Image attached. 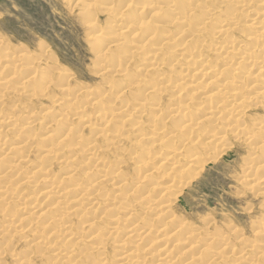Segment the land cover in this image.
Listing matches in <instances>:
<instances>
[{"label": "rangeland", "instance_id": "obj_1", "mask_svg": "<svg viewBox=\"0 0 264 264\" xmlns=\"http://www.w3.org/2000/svg\"><path fill=\"white\" fill-rule=\"evenodd\" d=\"M110 1L113 3V4L111 3L112 7L122 8L120 1L118 2V0L117 1L96 0V2L94 0H90V2H92L93 4L90 3L89 1H86L92 4L90 5L89 3H87L89 4L88 8H93L92 9L93 11L97 10V8L99 7V10L96 11L97 13L95 12V14L92 16L93 13L92 11H91L92 13L89 14L90 13L89 11L91 9L88 11L89 12L88 15H84L85 3L82 2V0H0V42H2L5 45V48L0 49V61H2L3 64L8 66V67H4L2 70L3 64L2 63L0 64V78H4L8 72H11L13 70L16 72L18 71L19 73V75L17 74L18 78L12 79V82H10L9 85L3 89V91H0V118L3 115L6 116L9 115L8 117H13V118H17L15 116H18V120L20 121L21 115H23L21 119H25L20 121L19 126L23 127L21 130H19V128H16L17 131L16 130L8 131L7 133L8 135H6V139L8 136L7 140L10 141L11 139V142H7L6 140L5 147L3 146V148H1L0 151V160L2 165H7V166L10 165L12 167L14 164L16 166L19 164L17 167H19V170L21 168L20 172L19 170H17V172L14 173L17 174V176L15 175L14 177V175H12L14 180L13 178H11L12 176L8 175L7 173L5 176L3 175L5 177V180L0 181V186L4 188L2 189L5 192L7 189L9 190V193L7 194L9 195V197L8 196L5 197L10 198L8 200L9 202L6 201L7 199L5 200V198L3 200L0 199V264H27L28 263V262L26 263L27 260L30 261L28 264H69V263L95 264V262L97 264H128L125 261L122 262L118 260L119 253L117 251L120 248H117V242L122 241L123 237L126 238L124 242H119V245L121 247L124 245L123 246L125 247L124 250H129L132 252L135 251L136 249V255H137V256L135 255L136 259L132 260L134 264H217V262L218 264H264V166L261 167L264 162V148L262 147L258 150H254L257 147L260 140L264 138V100H263L264 95H258L256 97V95L253 94L256 93L260 87L264 86V73H257L258 72L257 67H259V65L255 67L254 65L248 66L247 62H244L242 66H239V68L237 69L233 68L234 70H232V74L231 73L225 74L226 71H224L222 77H220L219 81L217 82L219 86L218 91H220V94L224 93L220 95L219 98H217V92H218L217 90L213 88L212 89L206 88L205 82L207 80L202 79L201 74L199 73L204 68V66H206L204 65L206 63L207 65L213 63L211 64V66H215V69L220 67V63H221L220 61L216 63L213 62L218 58L216 57L215 59V57H212L214 54L212 52L215 51L213 44L214 42L212 43L213 45L210 44V50L211 49L213 50V51L211 50L210 53L208 52V49L205 47L203 48L202 47L200 48V46L197 47L200 49L199 51H194V56H196L194 58L195 61H190V59H186V61L180 60L178 61V63H173V61H171L169 58H164L163 55H159L158 57V63H160L159 68L154 67L153 62L152 63H150L149 61H148L149 63L146 61L137 62L136 60H134L127 62V67L125 72H121L117 68L115 69L109 68L108 73L106 72L105 74L104 72H102L104 74H101L99 73L98 70L100 64H98L97 66L96 63L97 59L95 54L93 53V49L94 50L95 48L97 49L100 45L99 43H101L102 41L108 43L109 40H113V39H112V35L109 33H104L103 35L105 37L102 35V38H100L99 37L100 35L97 36V33L94 32V29L91 30L92 28L91 26H89V24L93 22V25H95L96 23L97 25L95 26H99L97 27L98 30H101L102 28L105 27L107 28L111 27L114 30L120 28L124 29L123 27H127L128 26L127 24H129L134 19V17L144 18V21L146 22V27L142 29L143 31L140 30L137 32L134 30V28L130 29V27L133 26L130 27L128 26L129 28L123 30L124 32L122 33L121 36V40H120L121 42L119 41L120 42L119 44L113 43L114 46L112 44L108 49L109 51L106 53L107 55L106 61H108L110 65L111 64L113 65L114 64L113 61L117 62L118 60H121L123 58L122 54L118 52L125 51L131 48L129 46L136 47L145 44V47L143 48V53L145 55L151 53V51L154 49L160 48L161 45L160 46L157 45L159 44L158 38L151 39V37H149L150 32H156L159 34L161 32L170 31V33L172 34V32L175 31L174 33L176 34L180 31V29L188 30L189 27L185 24L186 23L188 24L191 21H193L192 20L193 17L194 19H198L195 18L196 16H198L197 14H199V16L202 15L204 17L205 15L203 14L205 13V11L206 13L213 15V16L211 15L212 16L211 21L209 22L204 20V25H200L201 26L200 32L195 31V28H193L194 32L192 31V29H189L188 32L189 33L192 32L190 34H193L195 32L199 34L202 33L201 35L206 37L208 41H212L213 37L215 36H213L211 32L216 30V26L218 27V25L215 24V20L218 18L223 19L226 12H227V17L229 15H233L235 10L236 12L233 18L234 17L237 18V23L236 26L233 27L234 30L232 29L233 39L235 41H240L242 37L249 36L252 32L258 30L264 31V24H260L259 22L255 23V26L252 28L246 27L247 25H249V22L251 23L254 14L261 12L259 10L264 8V0H252L249 3L246 1L242 3H238L235 5V7L233 6L234 10L232 8H227L226 6L222 5L221 4L222 0H190V1L188 0V2L191 1L192 2L190 5H187V7L185 5V3H187L186 0H175V1L174 0H144V1L141 0V2L143 1L142 4L141 2H139L140 0L139 1L130 0L132 6L130 5L126 9L127 11L122 10L121 12L123 14L122 16H120L121 14L117 13L119 9H117V12L111 14L110 12L107 13L103 10L105 12L104 13L101 10L103 8H106L107 4H110L109 3ZM164 1L165 2L169 1L167 3L168 5H165ZM171 1L172 3H170ZM178 1L181 2V4L178 3ZM138 2L142 6L143 5L146 6L145 4L146 2L149 3L151 2L154 4V6L156 7L159 6L163 8L164 12L160 13V15H152L149 14V12L141 13L140 12L141 10L139 9L140 4ZM183 3L184 5H182ZM169 4L172 6H169ZM176 4L179 5V7H183V6L186 7L187 10L193 9L194 6L197 7L198 5L200 6L202 4L203 10L200 7H198V9H200L198 10L199 12L198 11L196 12L197 8L194 11L192 10L193 13L191 16H193L194 14L196 15H194L193 17L190 16L189 17L190 19L189 20L187 19L188 21L186 20V22L183 24L176 22L177 24L173 23L172 24L173 27L172 25L170 27L166 25L165 21L167 18H169L168 16L171 15L172 17L171 16L170 17L173 18L175 12L176 13L180 12L181 8H179ZM93 5H95L97 8H95V6ZM164 5L166 7L167 6L169 7L165 8ZM174 5H176L177 7L176 6L174 7ZM244 5H246L247 8L243 9L242 11L241 10L242 8L240 7ZM175 8L176 9L179 8V10L177 11ZM98 13L100 14L98 15ZM111 15H113L112 16V18H114L113 20L111 18ZM94 16H96V19ZM93 18L95 19V22ZM162 21H164L165 23L164 22L162 23ZM174 24L176 25L175 28H174ZM182 33H184V31ZM195 35H197L196 37H198V34ZM191 36H189L187 39H184L183 38L184 36H182L181 39H178V36H176L177 40L175 41V37H174V41H172L173 44L171 43L169 47L165 45L168 49L165 47V49L163 50L165 52L173 51L175 55H178L181 50V46H179V44L181 42H186L187 40L191 39ZM145 37H147V39L150 40H146ZM104 38H106L108 41ZM117 45L120 46L118 47ZM249 47H251V45L250 44L248 45V41H246L245 43H243L242 47L238 48V54H234L233 56L235 58H240L241 57L240 54L243 51H246ZM112 49L113 52L114 49L115 51L118 50L117 56L115 52L114 53L111 52ZM21 51L31 54L33 53L30 60L33 62L34 69L37 68L41 70L42 69L51 70L54 74H57L56 72L62 71V73L65 74L64 77L67 76L68 78L69 77L70 78L69 79L67 78L68 81H61L63 84H61L60 82L55 87H53L51 84L49 89L45 93L37 95L39 97L32 99L33 97L32 91L30 90L28 91V88L26 86L20 85V81H22L23 78L22 74L24 73L25 69L19 70L18 69L19 67L15 68L11 65L12 63L15 62V59L17 58V54ZM114 54L115 56H113ZM197 56H199L201 60ZM205 56L207 57L210 56L209 59H207L209 60L208 62L204 60ZM254 57L255 58H253L252 60L256 62H260V64L262 63V65L264 66V44H262L259 48H257V50L254 52ZM211 58L213 61L211 60ZM123 60H127V58L124 57L121 61ZM43 65H46L48 69L43 68L44 67ZM201 65L203 66V68H201L202 67ZM188 67L197 69V73L199 74H196L195 76L193 75L190 79H187L185 81L184 79L181 78L184 77V75L186 74L185 69H188ZM198 67L200 69L199 71H198ZM209 71L214 74L212 68L209 69ZM243 74H244V78L241 79V75ZM56 76L57 75H55V77ZM131 79L132 81L135 80L137 81V83H140L138 87H141L140 90L142 91H140L139 89H137L138 87H136V88H130L128 91H124L121 94L118 93V91L120 90L119 87L122 86L119 84H130ZM179 79L183 80L182 81L183 83ZM25 80L26 79H24V81ZM189 80L192 82H190ZM214 80L215 79H211L212 84H214L215 82ZM163 82L164 84L162 85L159 84L158 89H156L158 91L155 90L151 92L150 90L148 91L146 90V88L150 85L153 86L155 84L156 86V83H163ZM185 82L188 85H187V89H185L184 91L180 92L175 88L176 83L180 85H185ZM68 83L69 85H67ZM106 84L109 86V89H107L108 92H106L107 97H110L112 99V102L107 104L114 112L116 111L115 108L116 104L118 103V101H120L123 98L125 104L146 103L148 104V107H146V109L143 110L141 115L138 112H137L138 114L134 112L133 114H131L130 118L126 117L123 119V116L115 115L114 120L124 121L123 130L121 131L124 137L122 136L123 139L118 145H115L112 148L107 147L109 148L107 150L106 146H104L106 145L107 142L101 143L103 139H99L96 137L97 139H95V141L96 140L98 141L99 139L100 142L99 143L96 141L99 144L97 146H100L101 150H104L103 153L101 154L102 157H104L103 160L105 163L100 165L96 164L95 173L99 170H103L106 171V173H108L107 175L109 176L106 179H103V181H105L104 182L105 187L103 188L102 191L100 192L98 191L99 192V193L97 192L98 194L91 195L92 192H90V194H87L86 192L85 196L87 197L84 198L87 199H83L82 198L83 195H81V199L79 197L77 201H74V199L72 198L73 196H69L68 198L67 196L62 195L64 194V191L62 190V187L64 185L61 184L62 182L60 180L66 176L63 175L57 176L59 178L58 181L56 180L57 183L59 184L58 186L55 179L52 178L53 176L44 172L46 169L45 170L43 169L45 167L38 159V153L40 152H38L35 146L38 147L40 146L41 148V143L39 142V139L42 137L43 135L42 133L46 132L45 124H47V122H45V120L47 119L44 118L45 116L46 118H49L54 113L59 112L58 111L59 108L57 106H60L59 103L63 102V98L66 97L65 96L66 93H64L63 91L65 87H68L71 90H73L74 88L76 89L84 88L85 90H87L88 94H90L89 98H93L96 93L101 94L102 92L105 91ZM189 86H191L192 88H190ZM144 89L146 90V92ZM190 91H193V94L192 96L187 97L188 96L187 93L189 94ZM230 94L232 95L238 94V96L240 97L239 99L236 100V103L239 107V110L244 111V115L238 118V121L236 123L241 128H238V126L234 123L233 120L234 118L227 120L224 119L223 117H219L216 120V122H212L214 120H206L207 128H205L206 131L203 130L204 131L202 132L203 135H201V137L202 136L203 137L201 138L200 141H203V139L205 140V138L208 137V135L213 133H215L216 135H222L223 140L221 142V146H218L216 148V151L215 152L213 151L212 153V155L217 153L215 155L216 158H214L210 162L202 161L203 165L201 166L199 165L201 167V168L199 167L200 168L199 170L195 161H189L190 160L189 157L191 156L192 153H195V151L199 152L203 144L205 142L207 143L208 140L206 139V141L204 142L197 141L193 146H187V143L184 142L185 139L190 137L187 132H184L182 135L178 137L177 136L171 137L173 134H175L174 133V130H176L175 124L176 121H178V118L175 117L176 119L175 118L173 119L171 117L172 118L171 119L169 118L170 116L167 115L169 114V111H171V108L174 106V104H180L186 106L188 109L187 111L189 112H196L199 110L200 113L198 114L203 115L201 113L203 111L207 112V108L210 104H214L215 102L217 103L219 100L227 97ZM190 97L192 98L191 101L189 100ZM89 98L88 99L86 98V100H84L85 98H83L81 100L82 108L78 110V112H80L79 116L82 117V119H84L83 120L84 123L87 121H89V124L95 123V121L99 123L98 112L101 110L100 105L90 106L87 102ZM157 104H161L162 106L159 107L160 105L158 106ZM157 107L160 108L159 109L160 111H156ZM152 108L155 109V111ZM108 109L109 108H106L105 106L102 107L103 112H105V110L108 111ZM48 111L50 112L46 113ZM78 112L76 110V113ZM27 113L29 115L28 118H27ZM127 113L128 112H124L123 115ZM155 114H157L158 116H154ZM165 115L168 118L164 117ZM70 117L68 119L72 120V117L71 118ZM87 117L88 118L90 117V119L88 120ZM154 117L158 119V123L156 125L157 128L156 131L153 132L150 129V125L152 124L151 121H153ZM159 119L163 120L164 124H167L165 128H162V130H159L160 129L159 127L162 125ZM254 122L255 123L262 122L263 123L262 127L260 128L259 131L254 130L256 136L252 141L249 142L243 140L245 135H243L242 132L248 131ZM231 126H234L236 129L238 128L239 130L237 131L238 134H236L235 128H233L232 130L228 129ZM111 127L106 128V130H108L107 133L109 134H111L112 133L111 131L113 130L111 129ZM133 127L134 128L141 127L142 129L139 131L140 133L137 134L131 131L132 130L131 128ZM88 128L89 126H87V128L84 130V134L87 136L88 139L89 138L93 139L92 136L89 137L90 134L88 133L89 132V130H87ZM240 129H242L243 131ZM230 131L231 133L229 134ZM152 132L156 133L154 134V137H156L158 140L162 136H164L160 139L163 140L161 141L163 143L158 144L159 142H157V144L155 143L153 147L150 146L149 143L150 139L148 140L147 137L151 136ZM164 133H166L167 135ZM141 134H144L145 136L140 137ZM157 135L160 137H158ZM17 139L21 143L22 141L23 142L26 141L24 145L23 143L22 144L20 143L21 147L22 145L24 147H22L21 149L23 150H19V152L18 150L15 149L11 150L12 147L10 146L8 147L9 145L8 143L13 144V147L15 144L19 145ZM27 139H30V141H28ZM183 142L185 145L183 148H181L180 145ZM107 146H109L108 143ZM137 146L140 147L138 148ZM148 146H150V152L152 151V153H155V156H157L154 165L150 166V168L154 167V170L152 172L151 171L144 172L143 165L139 167V165H135L136 163H134V161L131 160L133 157H135L134 159L136 161L138 160L142 161L144 159L142 158V156L145 155L143 153L147 152ZM140 149L142 151H140ZM7 150L8 151L10 150V153H8ZM20 151L21 154L23 152V155L17 154V152L20 153ZM172 151L178 152L177 157H179L178 158L179 161L178 164H175L178 165L177 167L173 165L171 168L170 164L172 162L169 160V161H165L164 163L162 159L165 158V156ZM136 152L138 153L137 155ZM66 154L67 153L60 154L58 156V159L60 160L61 158L62 159L65 158ZM134 154L135 156H133ZM138 157L139 158L141 157V159H139ZM19 158H21L23 161L24 160L26 161H24V163L21 162L22 160L17 161V159ZM118 158H122L124 164H122L121 167L119 166L117 168L115 161L118 160ZM54 159H57V155L54 157ZM19 161L20 163H16ZM81 161H83V157L80 156L77 158V160L70 162L69 166L72 168L77 167V173L80 174L82 170L84 171L87 168H93L94 166L93 162L87 163L88 164L87 165V164L79 163ZM130 161L132 162V164ZM107 162H109L110 165L112 166L109 169L105 167ZM192 162H194L195 164L194 163L192 164ZM38 163H40L41 165L40 164L38 165ZM157 163L159 164L157 165ZM37 165L38 168L40 169L36 167ZM184 165L185 166L192 165L191 167L194 168L197 166L198 168V170H196L195 172L196 176H194L192 180L190 179L191 181L185 180L183 176V174H186V172H184L185 169ZM7 166L4 167L6 168ZM34 166L35 168H33ZM249 166H251L252 168L254 167H261V168L258 171H251L249 169L247 170ZM53 167H54V172L57 174L58 167L55 165ZM180 168H182L181 169L182 172H180L179 170ZM114 171L115 172L118 171V172L113 173ZM246 171L248 173H246ZM45 173L49 175V180L51 179L50 182L52 181V179H54L52 181L53 183L52 185L56 183L57 184V185L55 184L56 187L58 188L61 187L59 188L60 190L58 191L61 195H59V193L58 194L55 193L56 196L54 194H50V197H57V199L53 198L56 199L54 200L55 203H53L54 201L52 198L49 199V202L53 201L50 203H53L54 205L53 204L50 205V203L47 202V199H45L46 195H42L43 188H45V185L47 186L49 184L48 176L45 175ZM96 174L103 175L101 172H98ZM92 176L93 175L91 176L79 175L84 185H86L87 182H89ZM143 176L145 177V179L142 180V184L140 183L141 186L139 185L137 189H132L134 191H130L129 189L131 188L130 187L131 184L135 183L136 180L143 178ZM182 176L184 178L183 180H181ZM4 177L2 179H4ZM122 177H124V179L125 178L128 179V181L130 182V186H129V182L127 183L123 182L125 184L123 185V183L121 182L123 180ZM7 178L12 179V181L9 179L7 180ZM25 178H28V182ZM184 180L187 182V184ZM13 181L14 183H9ZM179 181L182 183H180ZM183 181L185 184L183 183ZM4 182H7V184H5ZM22 183L26 185L22 187L23 186ZM104 183H102V185H104ZM14 184L15 185L20 184L19 185L20 187L17 186L18 188L16 187L17 189H15ZM176 185L177 187H175ZM8 186L13 189L9 188ZM26 186L27 188H25ZM153 186L158 187L156 193H153L151 191ZM1 187H0V195L3 191ZM159 189L161 191L162 189H167V190L166 191L163 190L164 194H162L161 198L158 199L157 194ZM12 190H14L15 192H13ZM38 190L40 191L41 194H39ZM18 191H22V192L17 194ZM36 193L38 194V196H36L37 195ZM39 195L40 196L42 195V197H40ZM57 195H59V197ZM89 195L92 196L93 199H95L92 202L95 204L90 203L91 197ZM126 196L128 200L119 204L120 200H122ZM12 197L14 198L16 197L17 199L15 198V200H11L14 199ZM61 197H62V201L60 199ZM63 197H65L64 198L65 200L63 199ZM58 200H60L61 202ZM66 200H68L67 203H64ZM78 200H80V202L85 205L89 203V206H86L85 210L83 211V209L81 208L82 205L80 207L77 206L81 204L79 203ZM85 200H87L88 202H86ZM159 200L161 203L159 202ZM56 201L58 203L57 207H56L57 204ZM164 203L165 204L169 203L171 205L169 211H165L166 209L164 208V206L167 207L168 204L164 205ZM74 206L76 208L77 207L79 208L77 209L73 208ZM30 209H34V210H30ZM76 210L79 213L77 215H80V217L79 216L77 217V215L71 213V212H75ZM80 210L81 212H79ZM103 210H105L106 213L102 214L100 218L97 219V217L101 214ZM33 211L36 213V215L35 213H33ZM27 212L33 213L36 218L38 217L37 216L38 212L40 214L45 213L47 220L45 221L44 218L42 217L40 219L34 220L33 222L34 215L27 217L28 214ZM128 212L132 214V217L125 220V218L123 217L125 213ZM112 214L116 215V217H113V219L118 218L122 220L121 222L123 225L122 229L124 230L120 231L119 234L111 235L110 237L106 234L107 232L106 228L108 226L107 222L110 220ZM56 216H61L63 218V223H68L69 225H72L71 228L73 230L72 233L69 234H74L75 235L74 237L80 238L79 241H77L78 244L75 245L76 249L75 246L74 247L72 246L73 248L68 246L73 241H70L69 243L66 242L67 244L64 242L70 236L73 237V235H67L65 233H63L64 236L62 235L58 236L59 234L57 235V233L54 236L52 235V233H54L55 230L58 231L57 230L58 227L56 226L52 227L54 225V222H51V220H53V218ZM166 216H170V218L172 219L169 220L170 226L168 227V229L164 230V228L162 227V223L166 221L165 220ZM50 217L53 218L50 219ZM25 218H26L25 221L27 222L29 221L30 224L31 221L32 224L34 223L33 224L34 227L32 225L30 227L31 232L32 229L35 231V233L34 231L31 233V235L33 234L32 235L33 237H31L29 232L30 224H28L27 222L24 223L23 221ZM19 219L20 221L22 219V223L24 225L20 221H18ZM135 221L137 222L133 228H127ZM92 222L95 223L94 228L88 231V227L85 226ZM20 223L24 228L21 227V225H19ZM182 223L184 224L183 226ZM26 224L29 226H27ZM109 224L111 225V223ZM185 224L188 227L185 226ZM45 225L47 227L49 226V228H47L48 231L45 230L46 229ZM25 226L29 229H27ZM4 227H10L9 229L12 230L9 231L10 233L5 232V234L4 233L2 234V230ZM43 227L45 228L43 229ZM184 227L185 229H183ZM131 229L136 230L135 232L136 235L135 233L134 234L132 233L133 236L130 237L132 234H129L130 236L127 234H121V232H128V230ZM191 229L199 230L198 232L200 234L199 236H197L196 239H190L189 241H187L184 238L187 236V232H189V230L193 231ZM19 230L21 231V233ZM36 230L40 232V235H35L37 233ZM39 232L37 234H39ZM143 232H145V234H143ZM93 233L99 234L100 237L104 236L103 239L106 240L105 241L106 244L104 246V249H102L100 252L93 253L91 251L93 253L92 254L91 252L88 251H90L89 249L92 248L91 247L92 244L97 245L96 243L98 242L94 240V238L92 239V237L90 238L91 240L89 239V237ZM34 235L37 238H35ZM79 235L81 236L79 237ZM171 235L173 236L175 235V236L170 238ZM220 235H225L228 236L229 238V241L227 242L228 245H225L226 249H223L221 247L222 244L220 242L219 244H217L216 242H212V243L210 242L211 238H214L215 236L218 237ZM39 237H42L43 240L41 239L39 240L38 239ZM18 239H22V240H18ZM35 239L36 240L38 239V241L36 242ZM30 240H33L34 244H32ZM164 240H166L165 241L166 246L164 245L166 248L164 247L165 248L164 250L165 251L166 249L170 250V252L168 253L169 257L168 256L164 257L165 260L162 255L160 256L159 250L161 249L162 254H164L165 251L163 250L162 247L159 250L157 247V246H161L160 244H162ZM190 241L194 242V246H196L194 249H191V246L189 244ZM203 242L204 244L205 243L206 244L203 245ZM120 243H122L123 245ZM2 244L4 245L2 246ZM60 244L61 245L63 244L64 247L60 249L61 252L58 253L60 255L59 259H56L52 254L54 252L56 253L57 251L56 249L59 248V246H61ZM217 252H219L218 254L222 256L223 261L222 259L218 261L215 259L214 262L211 260L213 258V255ZM62 256H64L65 258ZM68 256H73L72 262H69L66 259ZM60 257H62V259Z\"/></svg>", "mask_w": 264, "mask_h": 264}, {"label": "bare ground", "instance_id": "obj_2", "mask_svg": "<svg viewBox=\"0 0 264 264\" xmlns=\"http://www.w3.org/2000/svg\"><path fill=\"white\" fill-rule=\"evenodd\" d=\"M86 1H89L90 2V0H82V2H84L85 4V6H84V15H88V13L89 14H91L92 12V16L95 14V12L97 11V10H99V7L97 8L95 5H93V6H95V8H97V10H95V8H94V10L95 11H93L92 9L93 8H88V6H89V4L90 3H92V2H86ZM95 2H96V0H94ZM108 1V0H107ZM117 1V0H116ZM120 1V4H121V6H122V8H114V7H112L111 6V1L109 2L110 4H107V6H106V4H105V6H106V8H103V9H101L102 11L104 10L105 12H110V14L111 13H114V12H117V9H119L118 10V12L117 13H119V14H121L120 16H122L123 14L121 13L122 12V10H126L130 5L132 6V3H131V1L130 0H118V2ZM137 1H139V0H137ZM144 1V0H143ZM142 1V2H143ZM175 1V0H174ZM190 1V0H189ZM244 1H246V2H251L252 0H222L221 1V4L222 5H224V6H226L227 8H232L233 9V6L235 7V5L236 4H238V3H242V2H244ZM139 2H141V0L139 1ZM138 2V3H139ZM142 2H141V4H142ZM165 2V1H164ZM163 2V3H164ZM169 2V1H168ZM167 1L164 3L165 5H168L167 3H168ZM186 2L187 3H185V5H186V7H187V5H190L191 4V2H188V0H186ZM87 3H89V4H87ZM115 3V2H114ZM170 3H172V1L170 2ZM178 3H180L181 4V2H179L178 1ZM177 3V4H178ZM93 4V3H92ZM92 4H90V5H92ZM113 4V3H112ZM116 4V3H115ZM140 4V3H139ZM140 4V6H139V9L141 10L140 12L141 13H144V12H149V14H152V15H160V13H162V12H164V9L163 8H161V7H156V6H154V4L153 3H149V2H146L145 4H146V6H142ZM174 4V3H173ZM176 4V5H177ZM137 5V4H136ZM164 5V7L165 8H167V7H169V6H172V5H170L169 4V6H165ZM176 5H174V7L176 6ZM182 5H184V3L182 4ZM178 7H179V5H177ZM176 6V7H177ZM116 7V6H115ZM174 7H173V9H174ZM184 7V6H183ZM179 7V8H181V10H180V12H178V13H174V17L173 18H171L170 16H168L169 18H167L166 19V25L167 26H170L171 27V25L173 24V23H185L186 22V20L188 19H190L189 17L192 15V13H193V11L197 8V10H196V12L198 11V10H200V9H198V7H200L201 9H202V4L199 6H194V8L193 9H188L187 10V8L186 7ZM86 8V9H85ZM179 8H175L177 11L179 10ZM240 8H242L241 10L243 11V9H246L247 8V6L246 5H244V6H242V7H240ZM91 9V10H90ZM90 10V11H89ZM100 10V11H101ZM193 10V11H192ZM203 10V9H202ZM201 10V11H202ZM234 10V9H233ZM89 11V12H88ZM92 11V12H91ZM103 11V12H104ZM127 11V10H126ZM172 11V10H171ZM170 11V12H171ZM259 11H261V12H259V13H255L254 14V17H253V19L251 20V23L249 22V25H247L246 27L247 28H252V27H254L255 26V23H257V22H259L260 24H264V8H262V9H260ZM102 12V13H103ZM104 12V13H105ZM169 12V11H168ZM167 12V13H168ZM199 12V11H198ZM235 12H236V10L234 11V13H233V15H229L228 17H227V12H226V14H225V16H224V18L223 19H216L215 20V24L216 25H218V27L216 26V30L215 31H213V32H211L212 33V35L213 36H215V37H213V39H212V41H208V39L206 38V37H204L203 35H201L202 33H197V32H195V33H193V34H190V33H192V32H188V30L189 29H192V31L194 30L193 28H195V31H199L200 32V25H204V20H206V21H211V18H212V14H208V13H206V11H205V13L203 14V15H205L203 18L201 17V16H199V14H197L198 16H196L195 18H198V19H194V15H196V14H194L193 16H191V17H193V21H191L190 23H186L185 25H187L188 27H189V29L188 30H184V29H180V31L178 32V33H174V32H172V34L170 33V31L169 32H161V33H156V32H150L149 33V37H151V39H157L158 38V41H159V44H157V45H161V47L160 48H157V49H154V50H152L151 51V53H148V54H144L143 53V48L145 47V44H143V45H141V46H136V47H133V46H129V47H131V48H129V49H127V50H125V51H120V52H118V53H121L122 54V56H123V58L124 57H126L127 58V60H123V61H121V60H116L117 62H115V61H113V65L111 64H109L108 63V61H106V59H107V55H106V53L109 51L108 49L110 48V46L114 43H120L121 41V36H122V33L124 32L123 30L124 29H126V28H129L130 26H133V27H130V29L131 28H134V30L135 31H140V30H142V29H144V27H146V22L144 21V18H140V17H137V18H135L134 17V19L129 23V24H127L128 26L127 27H123L124 29H117V30H114L113 28H111V27H109V28H107V27H105V28H102L101 30H98V28L97 27H99V26H95V25H97L96 23H95V25H93V22L91 23V24H89V26H91V30H93L94 29V32H96L97 33V36H99L100 38H102V35L104 34V33H109V34H111L112 35V39L113 40H109V42L108 43H105V42H101V43H99L98 45H99V47L96 49L95 48V50L93 49V53L95 54V56H96V59H97V66H98V64H100L99 65V73H101V74H106V72L108 73L109 72V68H111V69H115V68H117L118 70H120L121 72H125L126 71V67H127V62L128 61H134V60H136L137 62L138 61H140V62H144V61H146V62H150V63H154V67H160V63H158V57H159V55H163V57L164 58H169L171 61H173V63H178V61H180V60H184V61H186V59H190V61H195L194 60V58L196 57V56H194V51H199V49L202 47H205V48H207L208 49V52L210 53L211 52V50H210V44L211 45H213L214 44V49H215V51L214 52H212V53H214L213 54V56L212 57H215V59H216V57H218L215 61H213L212 60V58H211V60L213 61V62H218V61H220L221 63H220V67H218L217 69H215V66H211V64H213V63H211L210 65H207V63L206 64H204V65H206V66H204V68H203V64L201 65L202 67L201 68H203L199 73L201 74V77H202V79H205V80H207L206 82H205V85H206V88H213V89H215V90H217L218 91V84H217V82L219 81V78L220 77H222V74L224 73V71H226L225 72V74H232V70H234V69H237V68H239V66H242V64L244 63V62H247V64H248V66H253L254 65V67L255 66H258L259 65V67H257V73H264V66L262 65V63L260 64V62H256V61H254V60H252L253 58H255L254 57V52L257 50V48H259L262 44H264V31L263 30H258V31H255V32H252L249 36H244V37H242V39L240 40V41H235L234 39H233V27H235L236 26V23H237V18L236 17H234L233 18V16L235 15ZM97 13V12H96ZM100 13H98V15H99ZM116 14V13H115ZM115 14H114V16H115ZM119 14H117V15H119ZM202 14V13H201ZM97 15V14H96ZM163 15V14H162ZM167 15H169V14H167ZM212 15V16H211ZM107 16V15H106ZM112 16L113 15H111V18H112ZM164 16V15H163ZM95 17V19H96V16H94ZM117 17V16H116ZM160 17H162V16H160ZM167 17V16H166ZM156 18V17H155ZM157 18H159V17H157ZM94 19V18H93ZM95 19H94V22H95ZM114 18H112V20H113ZM144 22H143V21ZM187 20V21H188ZM202 20H203V22H202ZM92 21V20H91ZM111 21V20H110ZM109 21V22H110ZM148 21H150V20H148ZM164 21H162V23L164 22ZM108 22V21H107ZM112 22V21H111ZM164 22V23H165ZM208 22V23H209ZM148 23V22H147ZM150 23V22H149ZM154 23V22H153ZM176 23V24H177ZM145 24V25H144ZM182 24H180V25H182ZM88 26V27H89ZM151 26H152V24H151ZM163 26V25H162ZM165 26V25H164ZM175 24H174V28H175ZM184 26V25H183ZM182 26V27H183ZM186 26V27H187ZM113 27V26H112ZM166 27V26H165ZM164 27V28H165ZM172 27H173V25H172ZM208 27V26H207ZM211 27V26H210ZM90 28V27H89ZM95 28H96V30H95ZM115 28V27H114ZM155 28V27H154ZM185 28V27H184ZM205 28V27H204ZM104 29H105V31H104ZM162 29H163V27H162ZM171 29V28H170ZM173 29V28H172ZM202 29V28H201ZM233 29V30H232ZM133 30V29H132ZM149 30V29H148ZM157 30V29H156ZM169 30V29H168ZM204 30V29H203ZM203 30H201V31H203ZM206 30V29H205ZM107 31V32H106ZM143 31V30H142ZM184 31V33H182ZM232 31V32H231ZM137 32H136V34H137ZM194 32V31H193ZM140 33V32H139ZM91 34H92V32H91ZM195 34H198V37H196L197 35H195ZM108 35V34H107ZM192 35V36H191ZM104 36V35H103ZM176 36H178V39H181V37L182 36H184L183 38L184 39H187L189 36H191V39H189V40H187L186 42H181L180 44H179V46H181V50H180V53L178 54V55H175V53L173 52V51H164L163 49H165V47L166 46H168L169 47V45L172 43L173 44V42L172 41H174V37H175V41L177 40L176 38ZM179 36H180V38H179ZM94 37H95V35H94ZM105 37V36H104ZM110 37V36H109ZM146 38V40H150V39H147V37H145ZM104 39H106V38H104ZM184 39H183V41H184ZM107 40V39H106ZM215 40V41H214ZM99 41H100V39H99ZM98 41V42H99ZM108 41V40H107ZM120 41V42H119ZM202 41V42H201ZM246 41H248V45L250 44L251 45V47H249L246 51H243L240 55H241V57L240 58H235L233 55L234 54H238V48L239 47H242L243 46V43H245ZM147 42V41H146ZM214 42V43H213ZM123 43H124V41H123ZM126 43V42H125ZM201 43V44H200ZM213 43V44H212ZM114 44H113V46H114ZM148 44V43H147ZM166 45V46H165ZM96 46H97V44H96ZM118 46V45H117ZM120 46V45H119ZM118 46V47H119ZM200 46V48H197V47H199ZM164 47V48H163ZM209 47V48H208ZM1 48H5V45L2 43V42H0V49ZM115 48V47H114ZM117 48V47H116ZM121 48H122V45H121ZM121 48H119V49H121ZM126 48V47H125ZM167 48V47H166ZM118 49V48H117ZM168 49V48H167ZM27 51V50H26ZM118 51V50H117ZM117 51H115V49H114V52L116 53V56L118 55L117 54ZM213 51V50H212ZM28 52V51H27ZM27 52H24V51H21V52H19L18 54H17V58L15 59V62L14 63H12L11 65L13 66V67H19L18 69L20 70V69H25V71H24V73L22 74L23 75V78H22V81H24V79H26L24 82H27V83H24V82H22V81H20V85H23V86H26L27 88H28V91L30 90V91H32V94H33V97H32V99H35L36 97H39V96H37V95H40V94H43V93H45L48 89H49V87H50V85L52 84V86L53 87H55V86H57L58 85V83H60L61 81H68V79L70 78H68L67 76H65L64 77V73H62V71H60V72H56L57 74H54L51 70H46V69H34V66H33V62L30 60V58L32 57V54L31 53H27ZM112 53H114L113 52V49H112V51H111ZM142 52V53H141ZM120 54V55H121ZM217 55V56H216ZM109 56H110V53H109ZM113 56H115V54L113 55ZM179 57V58H178ZM197 57H199V56H197ZM210 57V56H209ZM209 57H207V56H205V58H204V60L206 61V62H208L209 60H207V59H209ZM116 58V57H115ZM118 59V58H117ZM197 59V58H196ZM199 59H200V57H199ZM109 60V59H108ZM201 60V59H200ZM110 61V60H109ZM197 61V60H196ZM199 61V60H198ZM148 62V63H149ZM2 63V61H0V64ZM193 63V62H192ZM201 63V62H200ZM3 64V63H2ZM192 65V64H191ZM42 66V65H41ZM44 67L43 68H47L48 69V67L46 66V65H43ZM4 67H8L7 65H5V64H3L2 65V70H3V68ZM42 68V67H41ZM195 68H197V67H195ZM212 68V70L214 71V74L212 73V72H210L209 71V69H211ZM226 68H227V70H226ZM234 68V69H233ZM157 69V68H156ZM61 70V69H60ZM155 70V69H154ZM200 69H199V67H198V71H199ZM208 70V71H207ZM57 71H59V70H57ZM147 71V70H146ZM185 71H186V74L184 75V77H182L181 79H184L185 81L187 80V79H190L193 75L195 76L196 74H199V73H197V69H194V68H191V67H188V69H185ZM102 72H104V73H102ZM19 75V73H18V71L16 72V71H11V72H8L7 73V75L4 77V78H0V91H3V89L4 88H6L8 85H9V83L10 82H12V79H14V78H18L17 76ZM245 74V73H244ZM244 74L243 75H241V79H243L244 78ZM55 75H57L56 77H55ZM69 76V75H68ZM68 78V79H67ZM2 79V80H1ZM161 79H163V78H161ZM160 79V80H161ZM165 79V78H164ZM167 79V78H166ZM169 79V78H168ZM181 79H179V80H181ZM211 79H215L214 81V84H212V82H211ZM159 80V81H160ZM170 80V79H169ZM17 81V80H16ZM70 81V80H69ZM131 81V82H130ZM129 82H130V84H119V85H122V86H120L119 87V91H118V93H123L124 91H128L130 88H136V87H138L139 86V84L140 83H137V81H135V80H133L132 81V79L130 80ZM168 81V80H167ZM183 80H181V82H182ZM190 81V80H189ZM190 82H192V81H190ZM194 82V81H193ZM183 83V82H182ZM25 84H27V85H25ZM61 84H63L62 82H61ZM159 84H164V82L163 83H156V86H155V84L153 85V86H148L147 88H146V90L148 91V90H150L151 92H153V91H155L156 89H158V87H159ZM65 85H66V82H65ZM67 85H69V83L67 84ZM187 85L188 84H186V82H185V85H180V84H177L176 83V85H175V88L177 89V90H179L180 92H182V91H184L185 89H187ZM207 86H209V87H207ZM70 87V86H69ZM190 88H192L191 86H189ZM165 88V87H164ZM189 88V89H190ZM107 89H109V86L106 84V87H105V91L104 92H102L101 94L100 93H96L95 95H94V93H93V95H94V97L93 98H89V96H90V94H88V92H87V90H85L84 88H81V89H76V88H74L73 90H71V89H69L68 87H65L64 89H63V91H64V93H66L65 94V96L66 97H64L63 98V102H61V103H59V105L60 106H57L58 108H59V112H57V113H54L52 116H50L49 118H46V116H45V118L44 119H47V120H45V122H47V124H48V126H47V124H45V126H46V132H44V133H42L43 135H42V137L39 139V142L41 143V148H40V146L38 147V146H35L36 148H37V150H38V152H40V153H38V159H39V161L42 163V165L45 167V168H43L45 171L44 172H46V173H48L49 175H52L53 177L52 178H54L55 179V181L57 180H59V178L57 177L58 175H63V176H66V177H64L63 179H61L60 181L62 182L61 184H63L64 186L62 187V190L64 191V194H62V195H64V196H67L68 198H69V196H73L72 198L74 199V201H77V199H79V197H80V199H81V195H83L82 196V198L83 199H87V198H84V197H87V196H85L86 195V192H87V194H90V192H92V194L91 195H96V194H98L100 191H102L103 190V188L105 187V181H103V179H106L109 175H107L108 173H106V171H103V170H99V171H97L96 173H98V172H101L103 175H97L96 173H95V169H96V164L97 165H100V164H104L105 162H104V157H102V154L101 153H103V151L104 150H101V147L100 146H97V145H99L97 142H99V139H103V141H101V143L102 142H107L108 143V145L109 146H107V143H106V145H104V146H106V148L107 147H113V146H115V145H118L120 142H121V140L123 139L122 138V133H121V131L123 130V123H124V121H122V120H114V117H115V115L116 116H123V119L124 118H130L131 117V114H133L134 112H138L140 115L142 114V112H143V110L144 109H146V107H148V104H144V103H139V104H137V103H124V98L123 99H121L120 101H118V103L116 104V111L114 112L109 106H108V104L107 103H111L112 102V99L110 98V97H107V94H106V92H108V90ZM137 89H141V87H138ZM163 89V88H162ZM145 90V89H144ZM146 90H145V92H146ZM160 90V89H159ZM51 91V90H50ZM90 91V90H89ZM140 91H142V90H140ZM156 91H158V90H156ZM208 91H209V89H208ZM91 92V91H90ZM192 94H193V91H190L189 92V94L187 93V97H189V96H192ZM222 94H224V93H222ZM222 94H220V91H218L217 92V98H219V96L220 95H222ZM254 95H256V97L258 96V95H264V86H262V87H260L259 89H258V91L256 92V93H253ZM49 95V94H48ZM157 95V94H156ZM156 95H154V96H156ZM52 96V95H51ZM151 96V95H150ZM54 97V96H53ZM202 97V96H201ZM255 97V98H256ZM50 98H52V97H50ZM83 98H85L84 100H86V98L88 99L89 98V100L87 101L88 102V104L90 105V106H98V105H100V108H101V110L98 112V118H99V123H97L96 121H95V123H92V124H89V121H87V122H83V120L84 119H82V117H80L79 116V114H80V112H78V110L80 109V108H82L81 107V100L83 99ZM240 97L238 96V94H235V95H232V94H230V95H228L227 97H225V98H222L221 100H219L217 103L215 102L214 104H210L209 106H208V108H207V112H202L201 110V114H203V115H200V114H198V113H200L199 112V110L198 111H196V112H189V111H187L188 109H187V107L186 106H184V105H180V104H174V106L171 108V111H169V114L167 115V116H170L169 118H178V121H176V130H174V133L175 134H173L171 137H178V136H180V135H182L184 132H187L188 133V135L191 137H189V138H187V139H185L184 140V142H186L187 143V146H193L194 144H195V142H199L200 140H201V138L203 137H201V135H203V133L202 132H204L203 130H205V128H207L206 126H207V121L206 120H214V121H212V122H216V120L219 118V117H223L224 119H232V118H234L233 120H234V123L237 125V121H238V118H240V117H242L243 115H244V111L242 110V111H240L239 110V107H238V105H237V103H236V100L237 99H239ZM200 99H202V98H200ZM190 101L192 100V98L190 97V99H189ZM264 100V99H263ZM104 103V104H103ZM12 105V104H11ZM16 105V104H15ZM159 107H161L162 105L161 104H157ZM156 105V106H157ZM103 106H105L106 108H109L108 109V111L107 110H105V112H103L102 111V107ZM159 107H157L156 108V111H160L159 109ZM21 108V107H20ZM95 108H97V107H95ZM17 109V108H16ZM54 109V108H53ZM104 109V108H103ZM150 109V108H149ZM153 109V108H152ZM152 109H151V111H152ZM76 110H77V112L78 113H76ZM154 111H155V109H153ZM163 110V109H162ZM55 111H57V110H55ZM107 111V112H106ZM153 111V112H154ZM164 111V110H163ZM50 111H48V112H46V113H49ZM124 112H128L127 114H125V115H123L124 114ZM141 112V113H140ZM52 113V112H51ZM137 113V114H138ZM160 113V112H159ZM161 113H163V112H161ZM164 114H165V112H164ZM21 115V114H20ZM25 115H26V113H25ZM24 115V116H25ZM68 115H69V117L71 116L72 117V120L71 119H68L69 117H68ZM82 115V114H81ZM2 116V115H1ZM9 115H3L1 118H0V151H1V148H3V146L5 147V144H6V140L8 139V136H7V139H6V135H8L7 133H8V131H12V130H16V128H19V130H21L23 127L21 126H19V124H20V121L21 120H25V119H21L22 118V116L23 115H21V118H20V121L18 120V116H15V117H17V118H13V117H8ZM28 113H27V118H28ZM31 116V115H30ZM43 116V115H42ZM154 116H158L157 114H155ZM166 115L164 116V117H167ZM26 117V116H25ZM24 117V118H25ZM32 117V116H31ZM68 117V118H67ZM70 117V118H71ZM27 118H26V120H27ZM30 118V117H29ZM88 118V117H87ZM168 118V117H167ZM171 118V119H172ZM175 118V119H176ZM90 119V117L88 118V120ZM184 119V120H183ZM160 120V119H159ZM181 120H183V121H181ZM91 121V120H90ZM152 122V124L150 125V129L154 132V131H156V125H157V123H158V119H156V117H154L153 118V121H151ZM160 122L162 123V127L160 126L159 128V130H162V128H165V126L167 125V124H164L163 123V120H160ZM23 123V122H22ZM26 123V122H25ZM39 123V122H38ZM136 123H138V122H136ZM89 124V125H88ZM262 122H258V123H253L252 125H251V128L248 130V131H246V132H242L243 133V135H245V137H244V139L243 140H245V141H252L253 139H254V137L256 136V133L254 132V130H260V128L262 127ZM29 125V124H28ZM236 125H235V127H236ZM26 126V125H25ZM87 126H89V128L87 129V130H89V137L90 136H92L93 137V139L92 138H87V136L84 134V130L87 128ZM112 126V127H111ZM130 126V125H129ZM238 126V128H241V127H239V125H237ZM34 127V126H33ZM48 127V128H47ZM108 127H111V129H113L111 132V134H109V133H107L108 132V130H106V128H108ZM234 126H231L230 128H228V129H230V130H232L233 128H235ZM39 128V127H38ZM172 128V127H171ZM238 128L236 129L235 128V131H236V134H238L237 133V131H239L238 130ZM132 130L131 131H133L134 133H140L139 131L142 129L141 127H133V128H131ZM170 129V128H169ZM243 129V128H242ZM242 129H240V130H242ZM244 130V129H243ZM242 130V131H243ZM17 131V130H16ZM42 131H43V129H42ZM41 131V132H42ZM206 131V130H205ZM152 132V134H151V136H148L147 137V139L149 140L150 139V141H149V143H150V146H154V144L156 143L157 144V142H159L158 144H161V143H163V142H161V141H163V140H160L162 137H164V136H162L159 140L156 138V137H154V134H156V133H153ZM241 132V131H240ZM16 133H18V132H16ZM173 133V132H172ZM206 133V132H205ZM208 133V132H207ZM231 133V131L229 132V134ZM164 134H166V133H164ZM225 134H228V133H225ZM240 134V133H239ZM16 135V134H15ZM132 135V134H131ZM159 135V134H158ZM157 135V136H158ZM161 135V134H160ZM167 135V134H166ZM207 135V134H206ZM108 136H111V137H108ZM144 137L145 135L144 134H141L140 135V137ZM11 137H13V136H11ZM10 137V138H11ZM20 137V136H19ZM99 138L98 139V141L96 142L95 141V139H97V138ZM124 137V136H123ZM128 137V136H127ZM158 137H160V136H158ZM167 137H169V136H167ZM16 138H18V137H16ZM25 138H27V137H25ZM111 138V139H110ZM146 138V137H145ZM32 139V138H31ZM92 139V140H91ZM143 139V138H142ZM172 139V138H171ZM206 139L208 140L207 141V143L205 142L204 144H203V146L201 147V149H200V151L199 152H197V151H195V153H192L191 154V156L189 157L190 158V160L189 161H195V163L197 164V166H198V168L201 166V165H203V163H202V161H208V162H210L211 160H213L214 158H216V154L217 153H215V154H213L212 155V153H213V151L215 152L216 151V148L218 147V146H221V142H222V140H223V136L222 135H216L215 133H213V134H210V135H208V137H206L205 138V140L203 139V141H200V142H204V141H206ZM18 140V139H17ZM28 141H30V139H27ZM33 140V139H32ZM127 140V139H126ZM139 140H141V139H139ZM15 141V140H14ZM27 141V142H28ZM7 142H11V139H10V141H8L7 140ZM32 142V141H31ZM184 142L180 145V147L181 148H183L184 147ZM18 143H19V147L15 144L14 145V147H13V144H10V143H8L7 145H8V147L10 146V147H12L11 148V150L12 149H15V150H18V152H19V150H23V149H21L22 147H24L23 145H24V143H26V141L25 142H23L22 141V143H23V145H22V147H21V145H20V143L21 142H19V140H18ZM21 143V144H22ZM30 143V142H29ZM39 143V144H40ZM100 143V142H99ZM103 144H105V143H103ZM136 144H137V142H136ZM12 145V146H11ZM26 145H28V144H26ZM34 145H36V144H34ZM142 146V145H141ZM150 146H148V148H147V152L146 153H143V154H145V155H143L142 156V158H144L142 161H136L134 158L135 157H133L131 160L132 161H134V163H136L135 165H139V167L140 166H144V172H147V171H153L154 170V167L153 168H150V166L151 165H154V162L156 161V159H157V156H155V153H152V151L150 152ZM157 146V145H156ZM34 147V148H35ZM135 147V146H134ZM138 147V146H137ZM140 147V146H139ZM138 147V148H139ZM264 148V138L262 139V140H260V142L258 143V145H257V147L254 149V150H258V149H260V148ZM26 148V147H25ZM40 149V150H39ZM105 149V148H104ZM109 148H107V150H108ZM143 149V148H142ZM145 149V148H144ZM2 150H4V149H2ZM36 150V151H37ZM8 151V150H7ZM32 151V150H31ZM140 151H142L141 149H140ZM12 152H14V151H12ZM16 152V151H15ZM17 152V154H21V151H20V153H18ZM145 152V151H144ZM8 153H10V150L8 151ZM63 153H67L66 154V157L65 158H61L60 160L58 159V156L60 155V154H63ZM3 154V153H2ZM12 154V153H11ZM14 154V153H13ZM16 154V155H17ZM138 153L136 152V155H137ZM4 155V154H3ZM3 155H1V156H3ZM6 155V154H5ZM21 155H23V152H22V154ZM20 155V156H21ZM57 155V159H54V157ZM141 155V154H140ZM7 156V155H6ZM27 156V155H26ZM83 157V161H81V162H79V163H83V164H87V163H91V162H93V168H87L86 170H82V172H81V174L80 173H77V167L76 168H72V167H70L69 166V164H70V162H72V161H74V160H77V158L78 157ZM133 156H135V154L133 155ZM178 156V152H176V151H172V152H170L168 155H166L165 156V158H163L162 159V161H164V163H165V161H171L172 163L170 164V166H171V168H172V166L173 165H175V164H178V158L179 157H177ZM12 157V156H11ZM22 158V157H21ZM21 158H19V159H17V161L18 160H22ZM139 158V157H138ZM160 158V157H159ZM197 158V159H196ZM12 159V158H11ZM25 159V158H24ZM80 159V158H79ZM78 159V160H79ZM139 159H141V157L139 158ZM160 160V159H159ZM3 161V160H2ZM12 161V160H11ZM13 161H14V158H13ZM20 161L19 162H16V163H20ZM24 161H26V160H24ZM24 161L22 160L21 162H23L24 163ZM28 161V160H27ZM197 161V162H196ZM131 162V161H130ZM14 163V162H13ZM114 163V162H113ZM126 163V162H125ZM170 163V162H169ZM194 162H192V164H193ZM194 163V164H195ZM10 164V163H9ZM12 164V163H11ZM27 164V163H26ZM40 163H38V165H39ZM115 164H116V166H117V168L120 166H122V164H124L123 163V159L122 158H118V160H116L115 161ZM131 164H132V162H131ZM159 163H157V165H158ZM185 164H188V163H185ZM13 165V164H12ZM19 165V164H18ZM17 165V166H18ZM21 165V164H20ZM38 165L36 166L37 168H38ZM41 165V164H40ZM57 166L58 167V172H57V174L54 172V167L53 166ZM88 165V164H87ZM200 165V166H199ZM4 166H7V165H2V163H1V160H0V181L2 180H5V175L8 173V175H14V177H15V175L17 176V174H14V173H16L17 172V170H19V167H17L15 164L13 165V166H15V167H11L10 165L9 166H7L6 168L4 167ZM80 166V165H79ZM178 165H175V167H177ZM192 166V165H191ZM190 165L189 166H185L184 165V167H185V169H184V172H186V174H183V176H184V178H185V180H189V181H191L192 180V178L194 177V176H196L195 175V172H196V170H198V168H197V166L194 168V167H191ZM195 166V165H194ZM264 166V162H263V165L261 166V167H263ZM18 169H17V168ZM22 167V166H21ZM83 167V166H82ZM81 167V168H82ZM105 167H107V169H109V168H111L112 166L110 165V163L109 162H107L106 163V165H105ZM126 167V166H125ZM174 167V168H175ZM261 167H254V168H252L251 166H249L248 168H247V170L249 169V170H251V171H258ZM33 168H35V166L33 167ZM171 168H169V169H171ZM201 168V167H200ZM200 168H199V170H200ZM23 169V168H22ZM38 169H40V168H38ZM168 169V170H169ZM182 168H180L179 170H180V172H182V170H181ZM20 170H21V168H20ZM20 170H19V172H20ZM32 170V169H31ZM118 170V169H117ZM34 171H35V169H34ZM43 171V170H42ZM49 171H51V172H49ZM79 171V170H78ZM88 171V172H87ZM93 171V172H92ZM119 171V170H118ZM117 171V172H118ZM170 171V170H169ZM80 172V171H79ZM117 172H113V173H117ZM45 173V175H47ZM85 173V174H84ZM246 173H248L247 171H246ZM21 174V173H20ZM19 174V175H20ZM28 174H30V173H28ZM4 175V176H3ZM31 175H33V174H31ZM49 175H47L48 176V180H49ZM79 175H93L91 178H90V180H89V182H87V184L86 185H84V183H82V179L79 177ZM179 175H180V173H179ZM10 176V177H11ZM47 176H46V178H47ZM183 176L181 177L182 179L181 180H183L184 178H183ZM4 177V179H2ZM9 177V176H8ZM61 177V176H60ZM11 178H13V176L11 177ZM58 178V179H57ZM84 178V177H83ZM180 178V177H179ZM11 180L12 181V179H10V178H7V180ZM26 180H27V182H28V178H25ZM24 179V180H25ZM54 179H52V181L54 180ZM122 183L123 182H129L128 181V179L127 178H125L124 179V177H122ZM145 179V177L143 176V178H141V179H138V180H136L135 181V183H133V182H131V183H133V184H131V186H130V182H129V186L131 187L129 190L130 191H134V190H132V189H137L138 187H139V185H140V183L142 184V180H144ZM191 179V180H190ZM13 180H14V178H13ZM23 180V181H24ZM41 180H42V178H41ZM48 180H46V181H48ZM51 180V179H50ZM50 180L48 181L49 182V184L46 186L45 185V188H43V192H42V195H46V197L45 196H43V197H45V199H47V202H49V199H53V198H56L57 199V197H50V194H54L55 196H56V194L55 193H59L58 191L60 190L59 188H61V187H56V185L58 184L57 183V181H56V183H54V185H55V187H54V185H52L53 183H52V181L50 182ZM78 180V181H77ZM180 180V179H179ZM184 180V181H185ZM22 181V182H23ZM184 181H183V183H184ZM45 182V181H44ZM174 182V181H173ZM180 182V181H179ZM186 182V181H185ZM5 184H7V182H4ZM9 183H14V181L13 182H9ZM15 183H16V181H15ZM26 183V182H25ZM102 183H104V185H102ZM180 183H182V182H180ZM179 183V184H180ZM21 184V183H20ZM20 184H18V185H15L14 186V188L15 189H17L18 187L17 186H19ZM23 184V183H22ZM27 184V183H26ZM26 184H23V186L22 187H24V185H26ZM28 184H30V183H28ZM178 184V183H177ZM185 184V183H184ZM186 184H187V182H186ZM9 185H12V184H9ZM123 185H125L124 183H123ZM128 185V184H127ZM2 186H3V184H2ZM58 186H59V184H58ZM141 186V185H140ZM178 186H180V185H178ZM1 187V186H0ZM9 187V186H8ZM17 187V188H16ZM20 187V186H19ZM124 187V186H123ZM175 187H177V185L175 186ZM3 187H1V189H2ZM9 188H11V187H9ZM25 188H27V186L25 187ZM30 188V187H29ZM4 189V188H3ZM2 189V190H3ZM7 189V188H6ZM5 189V190H6ZM11 189H13V188H11ZM10 189V190H11ZM157 189H158V187H154L153 186V188L151 189V191L153 192V193H156V191H157ZM177 189V188H176ZM23 190V189H22ZM25 190H27V189H25ZM61 190V191H62ZM166 191L167 189H162V191L159 189L158 190V194H157V198L159 199V198H161V195L162 194H164L163 192L164 191ZM13 192H15L14 190H12ZM11 191V192H12ZM62 191V192H63ZM99 191V192H98ZM150 191V190H149ZM175 191V190H174ZM10 192V193H11ZM22 191H18L17 192V194H19V193H21ZM38 192H39V194H41L40 193V191L38 190ZM37 192V193H38ZM61 192V193H62ZM98 192V193H97ZM9 193V190L7 189L6 190V192L3 190L2 191V193H1V195H0V199L1 200H3L4 198H5V200L6 201H8L10 198H6L7 196L9 197V195H7ZM36 193V194H37ZM128 193V192H127ZM12 194V193H11ZM42 195L40 196V197H42ZM54 195H52V196H54ZM59 195H61L60 193H59ZM59 195H57L58 197H59ZM6 196V197H5ZM12 196V195H11ZM36 196H38V194L36 195ZM90 196V195H89ZM119 196V195H118ZM128 196V195H127ZM127 196L125 197V198H123L122 200H120V202H119V204H121V203H123V202H125L126 200H128V198H127ZM18 197V196H17ZM20 197H21V195H20ZM19 197V198H20ZM66 197V198H67ZM91 198V202L90 203H92L95 199H93V197L92 196H90ZM114 197H116V196H114ZM12 198H14V197H12ZM16 198V197H15ZM15 198L14 199H11V200H15ZM65 197H63V199H64ZM71 198V197H70ZM89 198V197H88ZM17 199V198H16ZM56 199H53V201L54 200H56ZM61 199V201H62V197L60 198ZM65 200V199H64ZM53 201H50V202H53ZM58 201H60V200H58ZM60 201V202H61ZM67 201L68 200H66L64 203H67ZM71 201V200H70ZM79 201V203H81L80 202V200H78ZM86 202H88L87 200H85ZM112 201V200H111ZM156 201V200H155ZM9 202V201H8ZM49 202V203H50ZM159 202H160V200H159ZM36 203V202H35ZM53 203H55V201L53 202ZM53 203H50V205H52ZM56 203H57V201H56ZM63 203V204H64ZM76 203V202H75ZM78 203V204H79ZM156 203V202H155ZM161 203V202H160ZM32 204V203H31ZM30 204V205H31ZM60 204V203H59ZM92 204H95V203H92ZM168 204V205H167ZM54 205V204H53ZM57 205H58V203L56 204V207H57ZM82 205V209H83V211L85 210V208H86V206H89V203L88 204H83V203H81L80 205H77V206H81ZM164 205H167V207L166 206H164V208L166 209L165 211H169V209L171 208V205L169 204V203H164ZM31 207V206H30ZM79 207H77V208H79ZM162 207V206H161ZM32 208H33V206H32ZM40 208H41V206H40ZM51 208H52V206H51ZM59 208V207H58ZM73 208H76L75 206L73 207ZM76 208V209H77ZM36 209V208H35ZM38 209V208H37ZM30 210H34V209H30ZM30 210H28V211H30ZM100 210V209H99ZM127 210H129V209H127ZM127 210H125V211H127ZM18 212H20V211H18ZM76 212V213H75ZM75 212H71V213H74V215H77V214H79L78 213V211L76 210ZM79 212H81V210L79 211ZM28 213V212H27ZM33 213H35L34 211H33ZM33 213H31V212H29L28 214H27V217H30V216H32V215H34ZM106 212H105V210H103L102 212H101V214L97 217V219H99L100 218V216L102 215V214H105ZM169 213V212H168ZM168 213H167V215H168ZM16 214V213H15ZM19 214V213H18ZM38 215V217L36 218L35 217V215H36V213H35V215H34V219H33V222H34V220H36V219H40V218H44V220L46 221L47 220V218H46V214L45 213H37ZM81 214V213H80ZM73 215V216H74ZM17 216V215H16ZM19 216V215H18ZM80 217V215H77V217ZM158 216V215H157ZM23 217V216H22ZM113 217H116V215L114 214H112V216H111V218H110V222L108 221L107 223H108V226H107V232H106V234L108 235V236H110L111 237V235H116V234H119V232L120 231H123L124 229H122L123 227V225H122V220H120V219H118V218H115V219H113ZM130 217H132V214L130 213V212H128V213H125V215H124V217L123 218H125V220L126 219H128V218H130ZM172 217V216H171ZM51 218H53V217H50V219ZM96 218V217H95ZM18 219V218H17ZM142 219V218H141ZM141 219H139V220H141ZM172 218H170V216H166V221H164L163 223H162V227L164 228V230H166V229H168V227L170 226V224H169V220H171ZM26 220V218L23 220L24 221V223L25 222H27V221H25ZM48 220H49V218H48ZM18 221H20V219L18 220ZM124 221V220H123ZM173 221V220H172ZM21 223H22V219H21V221H20ZM51 222H54V225L52 226V227H58V231H56L55 230V232L54 231H52V232H54V233H52V235L54 236V235H56V233H57V235L58 236H60V235H62V236H64L63 235V233H65V234H67V235H73V237L72 236H70L67 240H65L64 242L66 243V242H70V241H73L71 244H69L68 246H70L71 248H73L76 244H78V242L77 241H79V239L80 238H76V237H74L75 235L74 234H69V233H72V228H71V226L72 225H69L68 223H63V218L61 217V216H56V217H54L53 218V220H51ZM69 222H71V221H69ZM136 222L137 221H135V222H133L131 225H129L127 228H133L135 225H136ZM174 222V221H173ZM19 223V222H18ZM21 223L19 224V225H21ZM28 224H30L29 223V221L27 222ZM35 223H36V221H35ZM46 223V222H45ZM109 223H111V225L109 224ZM23 224V223H22ZM34 224V223H33ZM32 224V221H31V224H30V226L29 225H27V226H29V228L31 227V225L34 227V225ZM44 224V223H43ZM47 224V223H46ZM49 224H51V223H49ZM53 224V223H52ZM24 225V224H23ZM94 225H95V223L94 222H92V223H89V224H87L85 227H88V231H90V230H92L93 228H94ZM110 225V226H109ZM184 224L182 223V226H183ZM46 226V225H45ZM50 226V227H51ZM62 226V227H61ZM178 226H179V224H178ZM185 226H187L186 224H185ZM20 227V226H19ZM21 227H23L22 225H21ZM26 227V226H25ZM172 227V226H171ZM188 227V226H187ZM186 227V228H187ZM10 227H4L3 228V230H2V234L4 233L5 234V232H9L10 230H12V229H9ZM24 228V227H23ZM22 228V229H23ZM27 228V227H26ZM25 228V229H26ZM29 228H27V229H29ZM45 227H43V229H44ZM47 228H49V226L47 227L46 226V229L45 230H47L48 231V229ZM37 229V228H36ZM183 229H185V227L183 228ZM188 229V228H187ZM31 230V228L29 229V232H30V235H31V233L34 231L33 229H32V232L30 231ZM40 230V229H39ZM60 230V231H59ZM63 230V231H62ZM191 230H193V229H191ZM20 231V230H19ZM37 231V230H36ZM199 230H193V231H190L189 230V232H187V238L185 237L184 239L185 240H187V241H189L190 239H196L197 238V236H199V232H198ZM26 232V231H25ZM25 232H24V234H25ZM28 232V231H27ZM39 231H37V233H38ZM136 232V230L135 229H131V230H128V232H121V234H127V235H129V234H134ZM175 232V231H174ZM180 232V231H179ZM201 232H203V231H201ZM10 233V232H9ZM11 233H12V231H11ZM20 233H21V231H20ZM34 233H35V231H34ZM35 234V235H40V232H39V234ZM49 233H51V232H49ZM48 233V234H49ZM105 234V233H104ZM105 234V235H106ZM133 234L130 236V237H132L133 236ZM143 234H145V232H143ZM204 234V233H203ZM33 235V234H32ZM31 235V237H33ZM35 235H34V237H35ZM135 235H136V233H135ZM166 235V234H165ZM175 235H176V233H175ZM174 235V236H175ZM81 235H79V237H80ZM126 236V235H125ZM129 236H128V238H129ZM163 236V235H162ZM167 236V235H166ZM173 235H171L170 236V238L171 237H174ZM68 237V236H67ZM84 237H85V235H84ZM92 237V239L94 238V240H96V241H98L96 244L97 245H94V244H92L91 245V249H89L90 251H88V252H93V253H97V252H100L102 249H104V246H105V244H106V240L105 239H103V237L101 236H99V234H91V236L89 237V239ZM135 237V236H134ZM215 237H217V236H215ZM211 238L210 239V242L212 243V242H216L217 244H219V242L222 244L221 245V247L223 248V249H226L225 248V245H228V241H229V238H228V236H225V235H220V236H218L217 238ZM21 238V237H20ZM35 238H37V237H35ZM125 238L126 237H123V240L122 241H119V242H124V240H125ZM164 238H165V236H164ZM27 239V238H26ZM33 239V238H32ZM39 240L41 239V240H43V238L42 237H39L38 238ZM38 239L36 240V242L38 241ZM167 239V238H166ZM207 239H208V237H207ZM18 240H22V239H18ZM34 240V239H33ZM33 240H30V242L32 243V244H34L33 243ZM91 240V239H90ZM159 240V239H158ZM28 241H29V239H28ZM165 241L166 240H164V242H162V244H160L161 246H157L158 247V250L162 247L163 248V250L166 248L165 246H166V243H165ZM168 241H171V240H168ZM35 242V241H34ZM42 242V241H41ZM95 242V241H94ZM119 242H117V248H120L117 252L119 253L118 254V260H120V261H122V262H126V263H128V264H134V262H132V260H134V259H136V249H135V251H129V250H124L125 249V247H123L124 245L122 244V243H120V244H122L123 246L121 247L120 245H119ZM2 243V242H1ZM4 243V242H3ZM6 243V242H5ZM80 243V242H79ZM64 244V243H63ZM62 244V245H63ZM67 244V243H66ZM189 244H190V246H191V249H194L196 246H194V242L193 241H190L189 242ZM206 244V243H205ZM204 244V242H203V245H205ZM4 244H2V246H3ZM61 245V244H60ZM59 246V248H57L56 250V253L54 252L52 255L56 258V259H59V252H61L60 251V249H62L63 247H64V245L63 246ZM158 245H159V243H158ZM165 245V246H164ZM13 246V245H12ZM73 246V247H72ZM116 246V245H115ZM153 246V245H152ZM114 247V246H113ZM154 247H155V245H154ZM165 247V248H164ZM198 247V246H197ZM127 248V247H126ZM135 248V247H134ZM172 248V247H171ZM75 249H76V246H75ZM201 249V248H200ZM221 249V248H220ZM222 249V250H223ZM72 250V249H71ZM155 250H157V249H155ZM196 250H197V248H196ZM199 250V249H198ZM204 250V249H203ZM203 250H202V252H203ZM221 250V251H222ZM160 252V256L162 255L163 256V258L164 257H169V255H168V253L170 252V250H168V249H166V251H165V253L164 254H162V252H161V249L159 250ZM183 251V250H182ZM205 251V250H204ZM2 252V251H1ZM70 252V251H69ZM91 252V253H92ZM92 253V254H93ZM184 253V252H183ZM219 252H217V253H215L214 255H213V258L211 259L213 262L215 261V259L218 261V260H221L222 259V256L221 255H219L218 254ZM3 254V253H2ZM1 254V255H2ZM89 254V253H88ZM136 255V256H135ZM219 255V256H218ZM159 256V257H160ZM62 257H64V256H62ZM62 257H60L61 259H62ZM72 257L73 256H68L66 259L69 261V262H72L73 260H72ZM88 257V256H87ZM200 257V256H199ZM199 257H197V258H199ZM65 258V257H64ZM89 258V257H88ZM92 258H93V256H92ZM90 259H91V257H90ZM97 259V258H96ZM71 260V261H70ZM87 260H89V259H87ZM163 260V259H162ZM164 260H165V258H164ZM159 261V260H158ZM222 261H223V259H222ZM29 263L30 261H26V263ZM92 262V261H91ZM94 262V261H93ZM209 262V261H208ZM27 263V264H28ZM69 264H71V263H69ZM95 264H97L96 262H95ZM217 264H218V262H217Z\"/></svg>", "mask_w": 264, "mask_h": 264}]
</instances>
